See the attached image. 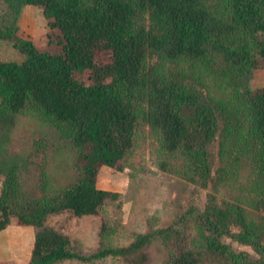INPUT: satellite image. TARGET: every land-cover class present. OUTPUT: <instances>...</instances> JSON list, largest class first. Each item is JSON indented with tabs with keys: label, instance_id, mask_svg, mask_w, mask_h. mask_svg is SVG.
<instances>
[{
	"label": "trees",
	"instance_id": "1",
	"mask_svg": "<svg viewBox=\"0 0 264 264\" xmlns=\"http://www.w3.org/2000/svg\"><path fill=\"white\" fill-rule=\"evenodd\" d=\"M21 2L42 8L55 30L52 40L62 49L41 50L30 37L13 35L17 27L4 34L15 38L26 58L0 59V130L13 126L16 114L34 105L67 130L84 160L79 179L56 195L18 208L11 204L16 194L13 183L1 193L0 230L14 218L18 224L37 228L29 264L131 255L137 264L144 261L142 250L156 236L172 251L171 264H208L210 259L215 264H264L261 233L240 205L190 208L177 223L140 233L126 247L100 246L88 258L74 250L68 235L44 225L48 213L97 214L108 200L119 198L118 191L99 187L97 177L101 166L124 169L135 145L136 101L146 103L143 120L159 133L161 148L191 155L206 174V148L218 129L215 108L180 83L164 79L154 66L146 69L147 56L200 59L215 51L233 69L250 73L264 68V0H227L222 13L207 0ZM139 13L149 14L152 28L138 25ZM99 49L108 52V61H98ZM246 100L252 113L251 136L264 151V85L248 88ZM186 106L192 107L189 115ZM160 165L168 169L167 160ZM190 222L202 232L204 249L194 245L186 228ZM232 224L241 225V230L234 232ZM225 236L252 247L258 256L236 251Z\"/></svg>",
	"mask_w": 264,
	"mask_h": 264
},
{
	"label": "rangeland",
	"instance_id": "2",
	"mask_svg": "<svg viewBox=\"0 0 264 264\" xmlns=\"http://www.w3.org/2000/svg\"><path fill=\"white\" fill-rule=\"evenodd\" d=\"M207 3L222 13L227 0ZM136 20L138 25L153 27L148 13H139ZM15 27L18 30L13 35L30 37L41 50L59 53L62 49L52 40L55 30L41 7L21 0H0L1 60L21 62L26 58L15 46V38L4 35ZM96 54L99 62L109 60L106 50L99 49ZM150 66L164 79L180 83L214 106L218 129L206 148V174L202 175L200 163L191 155L181 150L166 153L161 148L159 133L143 120L146 103L136 101L135 145L126 156L124 169L101 166L97 177L99 187L118 191L119 198L108 200L97 214L54 213L48 224L68 235L74 250L88 258L100 246H129L138 234L177 223L190 208L205 209L215 203L222 208L242 206L264 241V151L251 136L252 113L246 100L248 88L264 85V68L250 73L233 69L215 51L200 59H170L150 53L146 69ZM84 73L91 77L90 70ZM184 111L189 115L192 107L186 106ZM163 160L168 161L167 170L160 165ZM83 164L73 137L34 105L16 114L13 126L0 130V195L13 183L16 194L11 204L15 207L62 192L79 179ZM186 228L194 245L204 249L197 224L190 222ZM231 228L238 232L241 225L232 224ZM224 239L236 251L258 256L252 247L230 236ZM142 252L146 258L137 264H171L172 251L160 236ZM135 258H72L57 264H136ZM208 264L215 263L210 259Z\"/></svg>",
	"mask_w": 264,
	"mask_h": 264
},
{
	"label": "crops",
	"instance_id": "3",
	"mask_svg": "<svg viewBox=\"0 0 264 264\" xmlns=\"http://www.w3.org/2000/svg\"><path fill=\"white\" fill-rule=\"evenodd\" d=\"M60 212L74 214L69 210L48 213L44 225L59 231L48 224V219L54 213ZM36 233L37 228L35 226L18 224L15 218L6 228L0 230V264H29L36 241Z\"/></svg>",
	"mask_w": 264,
	"mask_h": 264
}]
</instances>
